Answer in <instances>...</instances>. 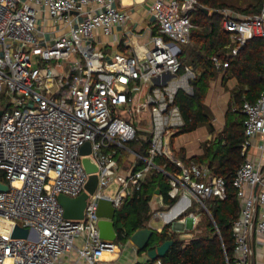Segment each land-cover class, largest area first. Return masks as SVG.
<instances>
[{
  "label": "built area",
  "instance_id": "built-area-1",
  "mask_svg": "<svg viewBox=\"0 0 264 264\" xmlns=\"http://www.w3.org/2000/svg\"><path fill=\"white\" fill-rule=\"evenodd\" d=\"M117 2L0 0V183L8 185L0 190V264L115 262L125 245L100 238L98 202L109 200L116 214L151 172L166 176L173 200L166 204L162 194L155 195L151 219L162 223L152 228L157 232L169 226V232L183 233L176 226L183 227L186 219L197 225L200 211L212 220L207 200L226 197L222 177L207 164H186L171 146L185 124L176 94H193L196 72L181 66L178 56L190 40L198 0H153L148 12L154 30L148 40L138 43L140 32L127 30L125 44L132 53L115 52L106 60L94 31L109 36L125 24L129 15ZM41 10L67 28L51 43L38 33ZM217 11L228 34L229 56H237L249 39L264 38V2L252 15ZM211 62L220 72L227 67L218 56ZM240 111L243 160L232 179L239 211L231 225V264H254L256 249L264 248V90L254 102L244 100ZM138 129L146 134L144 155L127 148ZM86 142L90 150L82 155ZM124 149L135 156L125 171L115 160ZM84 156L97 165L96 187L83 217L66 218L57 196L74 198L86 191L90 174ZM158 158L165 159L163 164L155 163ZM166 160L177 174L164 169ZM112 183L117 186L113 197L104 193ZM16 225L27 229L25 238L12 237ZM155 264L162 263L157 259Z\"/></svg>",
  "mask_w": 264,
  "mask_h": 264
},
{
  "label": "trees",
  "instance_id": "trees-1",
  "mask_svg": "<svg viewBox=\"0 0 264 264\" xmlns=\"http://www.w3.org/2000/svg\"><path fill=\"white\" fill-rule=\"evenodd\" d=\"M239 1L198 0L199 6L190 17L194 27L190 32L189 42L181 45L178 59L181 66H192L196 77L191 82L192 95L179 91L175 97V103L185 121L179 133L191 132L201 126H206L209 132L214 131L205 99L210 81L220 71L214 68L211 57L218 56L221 60L227 61V67L222 72L236 79L237 88L233 98L240 104V108L244 100L254 102L264 90V38L249 39L235 57L227 54L228 34L222 29V17L217 10L230 8L244 15H252L260 11L264 2L253 0L252 3L243 5ZM243 118V115L241 118H226L222 130L212 140L203 142V152L200 155L184 158L174 151L175 156L186 164L206 163L214 174L222 177L226 182V197L223 200L216 198L207 200L212 220H206L204 228L198 227V224L194 226V234L189 239L179 238L176 231L169 232V226H164L160 232L154 230L148 248H154L169 239L173 240L165 256L160 258L162 264H227L226 259L231 264L234 245L231 225L239 211L232 179L243 160L240 155V147L244 140ZM129 144L135 146L140 155L145 154L147 142L144 140L140 144V140L136 138ZM164 160L158 158L155 163L161 165ZM164 169L171 174L178 173V169L169 161L166 162ZM168 188L165 175L151 172L146 176L140 189L127 197L115 214L117 243L124 239L129 240L134 231L148 227L154 211L152 202L156 189H159L166 204L173 202L167 196ZM155 261L147 258L142 264H153Z\"/></svg>",
  "mask_w": 264,
  "mask_h": 264
},
{
  "label": "crops",
  "instance_id": "crops-1",
  "mask_svg": "<svg viewBox=\"0 0 264 264\" xmlns=\"http://www.w3.org/2000/svg\"><path fill=\"white\" fill-rule=\"evenodd\" d=\"M152 1L153 0H130V2L124 3L123 0H121V4L117 2V7L125 10L129 15V18L125 22V24L114 27L112 33L109 36H104L99 29L94 31L95 45L105 54L106 60H110V55L115 52L132 53L130 46L125 44V32L127 30L140 32V36H138L137 38L138 43H143L148 40L150 31L153 29L152 18L148 12V7ZM252 2L253 0L239 1V3L243 5ZM233 11L240 13L236 10ZM37 29L40 37L46 43H51L59 35L67 32V28L65 26L52 20L44 10H41L38 14ZM137 51L140 52V49H138ZM236 88L237 82L234 77L226 74L224 75L223 72H218L216 77L210 81L205 99V104L210 110V121L214 128V131L209 132L206 126H201L194 131L203 128L204 133L202 137H197L193 140H181L179 142H176L175 140L177 136L190 132L178 133L171 139V146L173 151L177 152L184 158L200 155L203 152V142L212 140V138L222 130L226 118H241L243 114L241 113V111H239L240 104L235 102V99L233 98ZM141 141L142 140H140V144ZM257 144L258 139L256 138L254 140V147L250 150V153L253 155L257 153ZM132 146L131 144H127V148L137 152L134 146ZM115 160L121 166L122 170L125 171L132 165L133 161H135V156L124 149L120 150V152L116 154ZM137 166H140L139 162H137ZM201 218L202 217L200 216V220ZM150 221L148 224H151ZM138 254L141 253L138 252L137 248L133 244L128 246L126 245V247L122 249L116 261L111 264L145 263L147 260L146 254L144 253L145 259L142 260V262L138 261ZM105 258L108 259L109 255L105 256ZM153 264H155V262ZM254 264H264V248L256 249Z\"/></svg>",
  "mask_w": 264,
  "mask_h": 264
},
{
  "label": "water",
  "instance_id": "water-1",
  "mask_svg": "<svg viewBox=\"0 0 264 264\" xmlns=\"http://www.w3.org/2000/svg\"><path fill=\"white\" fill-rule=\"evenodd\" d=\"M207 12V10H205ZM90 150L89 142H86L81 147V154L85 155ZM84 169L89 173V178L86 183V191L82 192L80 195L74 198H70L66 195L59 194L57 200L61 207L63 208L64 217L70 219H81L83 217L84 207L86 205V199L88 194L92 193L96 187L97 175L95 171L97 170V165L88 156H84L81 159ZM8 185L0 183V190L6 191ZM159 189H156L155 195H159ZM97 215L101 218L98 222L99 236L105 240H115L117 237L115 227H114V217L115 209L112 207L109 200L100 199L97 207ZM27 229L16 225L12 232L13 238H25L27 236ZM154 233V230L150 227L138 229L134 231L130 237L129 241L133 244L138 251H144L148 259L157 260L165 256L166 251L172 245L173 240L169 239L163 243L155 246L154 248H148V243Z\"/></svg>",
  "mask_w": 264,
  "mask_h": 264
},
{
  "label": "rangeland",
  "instance_id": "rangeland-1",
  "mask_svg": "<svg viewBox=\"0 0 264 264\" xmlns=\"http://www.w3.org/2000/svg\"><path fill=\"white\" fill-rule=\"evenodd\" d=\"M56 97H59V96L56 95ZM6 101H7V98L3 97V104ZM0 106H2V103H0ZM203 133H204L203 128H200V129H198V130H196L194 132L186 133V134H183V135L180 134L179 136L176 137V140L175 141L176 142H179L181 140H193V139H195L197 137H202L203 136ZM145 136H146V134L142 130L138 129L136 138L139 139V140H141ZM156 160L157 159H155V162H156ZM139 163L141 165V162H139ZM116 188H117V186L112 183V184H110L108 187H106L104 189V193L113 197L115 195V193H116ZM193 202H194V200H193ZM194 206H196L195 203H194ZM192 210H194L195 213H199V211H196L194 208ZM204 214L205 213L203 211H200V216L202 217L201 220H200V222H199V224H198V227H200V228H204V225H205L206 220L210 219V217L207 214H205V215ZM150 223H151V228H153V229L156 228L157 226H161L162 225V223H160L158 221H155L153 219H151ZM176 228L179 229L180 231H182V229H183V233L181 232V233L178 234V237L179 238L189 239L194 234L193 233L194 225L192 224V220L191 219H186L183 227L176 226ZM120 243L124 244L125 247H126V245L127 246L128 245H131L130 241L129 240H126V239L122 240ZM149 244H150V242L148 243V246H149ZM140 253L141 254H138L137 257L139 259L138 261L139 262H142V260L145 259V256H144L145 255L144 254L145 253V250H144V252L143 251H140Z\"/></svg>",
  "mask_w": 264,
  "mask_h": 264
},
{
  "label": "bare ground",
  "instance_id": "bare-ground-1",
  "mask_svg": "<svg viewBox=\"0 0 264 264\" xmlns=\"http://www.w3.org/2000/svg\"><path fill=\"white\" fill-rule=\"evenodd\" d=\"M123 2L127 3V2H130V0H123ZM174 212H175V210L171 211L167 216L168 217L172 216L174 214ZM105 256H107V255L105 254Z\"/></svg>",
  "mask_w": 264,
  "mask_h": 264
}]
</instances>
